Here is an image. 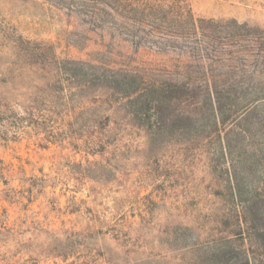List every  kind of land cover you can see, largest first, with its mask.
Wrapping results in <instances>:
<instances>
[{
    "label": "rangeland",
    "instance_id": "obj_1",
    "mask_svg": "<svg viewBox=\"0 0 264 264\" xmlns=\"http://www.w3.org/2000/svg\"><path fill=\"white\" fill-rule=\"evenodd\" d=\"M148 2L0 0V264H264V0Z\"/></svg>",
    "mask_w": 264,
    "mask_h": 264
},
{
    "label": "trees",
    "instance_id": "obj_2",
    "mask_svg": "<svg viewBox=\"0 0 264 264\" xmlns=\"http://www.w3.org/2000/svg\"><path fill=\"white\" fill-rule=\"evenodd\" d=\"M168 9L165 10V13L156 10L152 3H145L143 6L136 7L134 12L136 15H142V19H137V17L130 18L132 20V29L137 36L139 29L143 25L146 28H151L150 33H157L156 24L158 22L168 24L169 20H176L178 24L180 23H189L194 26V36L197 37L199 32L197 31L198 27L201 26V23L204 20L199 21L195 18L192 13V10L188 7L187 0H169ZM158 13V14H157ZM162 14V15H161ZM142 41L136 42L140 44ZM208 93L210 97L215 101L222 100L225 96L224 92L219 89L217 82L220 79V75H214L213 73H207ZM197 98H200V95H193L191 97L182 96L180 99L184 102L193 101Z\"/></svg>",
    "mask_w": 264,
    "mask_h": 264
}]
</instances>
